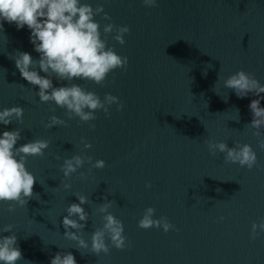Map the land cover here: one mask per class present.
<instances>
[{"label":"water","instance_id":"water-1","mask_svg":"<svg viewBox=\"0 0 264 264\" xmlns=\"http://www.w3.org/2000/svg\"><path fill=\"white\" fill-rule=\"evenodd\" d=\"M85 2L103 4L109 14L110 20L102 13L94 17L102 37L108 22L130 28L123 44L113 39L114 32L106 35L107 44L128 57L125 67L101 83L71 81L101 99L111 93L123 102L120 110L112 104L107 114L95 110L94 120L69 119L54 102H40L37 86L20 76L10 58L15 50L38 57L29 30L5 22L0 33V108H24L21 121L14 118L0 129L19 128L17 144L49 141L43 155L27 156L26 167L36 178L33 197L11 211L0 202V226L13 225L22 252L17 264H49L57 251H71L77 264H264V232L249 238L252 221L264 218V148L248 125V103L255 96L238 98L223 86L237 69L264 83V0H158L155 7L142 0ZM52 114L67 125L45 128ZM260 131L264 135V128ZM81 137L90 148H83ZM208 139L229 146L249 143L257 164L248 169L225 161L220 152L210 154ZM73 153L101 158L105 166L85 161L63 177L60 165ZM64 182L71 187L64 189ZM74 193L89 198L84 208L90 215L81 231L85 240L90 243L91 232L102 224L96 207L106 197L113 200L109 211L122 220L131 246L109 244V252L97 256L63 237L60 221L67 204L76 201ZM149 205L175 229L138 227Z\"/></svg>","mask_w":264,"mask_h":264},{"label":"clouds","instance_id":"clouds-1","mask_svg":"<svg viewBox=\"0 0 264 264\" xmlns=\"http://www.w3.org/2000/svg\"><path fill=\"white\" fill-rule=\"evenodd\" d=\"M157 3L158 0H142L146 7H155ZM101 13L105 19L110 20L109 14L103 11V4L93 7L85 0H0V33L3 32L5 22L14 24L17 30L26 26L29 30V42L38 53V57H33L28 51L15 50L10 56L15 68L30 85L37 86L35 94L40 102H54L65 110L69 119L76 116L79 121H91L95 119L97 109L107 114L112 104L116 105L117 110L123 107V102L116 95L105 93L101 99L94 91L71 82L81 79L101 83L109 72L127 65L128 57L108 45L106 35L114 32L113 39L123 44L124 34L130 28L127 24L114 25L108 22L103 25L105 36L102 37L99 21L94 18ZM54 79L57 81L55 85ZM61 81L64 83H59ZM223 86L232 89L238 98L248 96L249 93L255 96L248 103L252 117L248 125L254 130L253 135L258 137L259 146L264 148V135L260 131L264 128V106L261 105L264 96L260 95L264 93V83L252 73L237 69L223 79ZM23 111L24 108L19 104L0 108V124L8 125L14 118L21 121ZM235 111L239 120V109ZM54 125H67V120L52 114L44 122V127L51 128ZM89 127L94 128L95 125L90 124ZM20 139L19 128L0 129V202H6L9 211L17 205L25 206L28 199L33 197L36 178L26 167L27 156L43 155L49 145V141L43 138L17 144ZM80 140L84 149L91 147V143L84 137ZM206 143L210 154L220 152L225 161L238 163L248 169L257 164V153L249 143L236 141L229 146L224 140L212 139H208ZM85 161H90L94 168L105 166V160L101 158L93 160L90 155L73 153L64 157L60 165L63 177L76 172ZM80 176L84 177L85 173L80 172ZM70 187V183H63L64 189ZM145 187H150V182H146ZM74 195L76 201L67 204L60 221L64 229L63 237L75 241L77 249H90L97 256L101 252L107 254L109 244L116 249L131 246L130 241L126 243L122 220L109 211L113 200L106 197L96 207V211L102 214V224L91 232L90 243L85 240L81 231L90 215L84 208L89 203V198L84 194ZM154 213L155 208L147 206L137 221L138 227H159L164 232L175 229V225L167 217H156ZM12 228L10 223L0 226V264H17L22 258L17 236ZM260 232H264V218L258 222L252 221L249 238L255 239ZM49 264H77V261L71 251H57L50 257Z\"/></svg>","mask_w":264,"mask_h":264}]
</instances>
